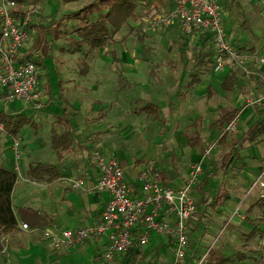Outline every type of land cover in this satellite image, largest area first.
Returning a JSON list of instances; mask_svg holds the SVG:
<instances>
[{"label": "crops", "instance_id": "crops-1", "mask_svg": "<svg viewBox=\"0 0 264 264\" xmlns=\"http://www.w3.org/2000/svg\"><path fill=\"white\" fill-rule=\"evenodd\" d=\"M204 34H207V37L209 36V34L204 30L197 29L193 32H189V34L185 37V41H188L187 38H196L198 36L199 38H202ZM231 34L236 41L234 34ZM206 38L204 37L201 39V42L206 43ZM208 41L210 42V39ZM210 43H212V41ZM249 43L250 44L246 43L247 50L254 49L253 51L264 54V51L260 50V48L256 46L257 44L252 41ZM242 44L244 43L241 42L240 45ZM25 47L26 46H22L21 52L26 51ZM237 67L239 68V71H237ZM231 69L237 72L241 85L236 86L229 91V93H232L230 104L224 103V98H219L217 100L218 104H210L208 106L209 108L207 106L204 107L200 101H198V103H194V106H192V101H190L189 96L185 95H183L181 100H176V103L179 104V106L177 107L174 114L179 112V115L183 116V112L188 106L186 112L187 114H191V121L183 127L179 124H175V126L166 124L164 129H161L162 131H167L170 133L167 140L161 144L162 147L168 150L167 156L164 155L161 159H159L133 155L131 156L132 158L128 163L129 165L125 167L122 160L118 157V153L122 149H112V147L109 145H106V149L104 150L99 149L106 155L117 157L124 166L127 177L132 180L135 179L138 171L148 161L155 162L163 174L166 172L165 175H169L170 180L168 183L174 187L182 186L183 182L187 179L189 167L192 162L202 160L203 171L199 181L192 189V193L197 201V211L195 215L189 220V245L182 264H264V252L260 245V238L258 241L254 239L246 241V238L243 235L244 232L249 231L254 226L252 219L262 214V208L259 205L252 207V205L260 198L261 187L256 186L253 189L255 190L256 188H259V191L254 194V197L249 202L246 204L242 202V208H240L242 216H239L236 213V210L241 203L242 194L240 193V190L236 188V185L239 182V177L237 174L238 171L240 172V170L238 169L239 167L234 165L235 158L240 156L241 150L245 148L244 146L246 144H254L264 139V134L258 141L245 142L241 146L237 147L238 153L233 157L226 169L218 168L217 165L219 158L213 159L212 157L213 153L217 149L222 150L223 148L219 142L210 156L203 157L202 155L205 144L208 141L221 136L222 129L218 126H214L212 123L219 117L223 109L230 106H240L241 116V112L244 107L248 106L246 103H244L246 102L247 97L249 95L256 94L264 83V63H257L253 60H248L243 64L228 62L226 67L221 71V75L230 71ZM215 73L216 72L213 70L207 71L206 73L202 74V79L199 83L190 85L188 81L187 84L189 88H193L194 90L196 89L199 93H206L208 97H212L219 92V88L215 83L219 80L212 76ZM221 81H219L220 88L224 91H227L221 87ZM210 84L215 89L213 94L211 90H208V86ZM238 89L240 91L239 95L236 92ZM179 91L180 90L177 88L174 91V96L180 94L181 92ZM139 98L144 101L147 100L145 96L138 95L136 98L137 102H139ZM147 101H152L158 104L159 113L154 115L159 116L162 113L161 102L153 98H150ZM55 102L56 103L51 108V110L44 112L43 110L37 111L39 106L32 103V101H26L25 99H17L13 102L5 104L6 106H4L5 110L11 111L13 113L18 111L34 113L37 121L39 122V127L37 130L33 127L34 134L32 133V136L29 134L26 137L22 134V131L18 135L21 139V148L23 153L22 158L18 161L19 164L15 159L14 152L13 156H9L6 150L5 153L2 152L6 147H2L3 143L0 142V164H9L10 166L15 167L19 172V176L13 191V201L16 195L18 197L21 195L23 203L30 202L31 204H36V206L20 205L18 209L21 207L30 206L36 209L40 214L47 213L49 215V219L48 222L42 226L30 224L32 226L31 230H25L19 225V230L14 235L7 234L9 237L10 253H0V264H58L62 261H65L67 264H79L84 261L88 262L89 257H91L93 261L102 259L105 260L103 252L108 241L105 234L90 236L70 248L55 249L51 244V240L42 233L44 227L48 226L54 228L55 231H58L59 228L63 227H74L82 224H92L99 221L109 197L107 191L90 190V187L96 182L100 174L99 167L95 163L94 154L92 156V151L97 149L98 144L97 141L90 140V134L92 131H99V127H96L95 123L93 122H86L85 111L84 115H81V112L76 111L75 113H79V115H76V118L74 119L72 113L74 110H72L70 106V109L68 106H66L70 111L69 118L73 124L75 143L69 149L63 152L62 158L58 157L56 149L52 146L51 131L52 127L58 124L56 123V113L63 109L65 101L64 99L61 101V109H58V102ZM167 104L171 105L172 103L170 104L168 101ZM78 106L80 107L81 105ZM104 106L105 105L102 101V98L99 97L97 98V104L93 107L101 109ZM175 107L176 106H174V108ZM248 107H252L249 109L248 113L245 114V119L248 118L247 120L250 121V124L248 125L249 127L255 121L264 118V112L255 106ZM46 113H50V118ZM100 114H103L101 121H108V114H105L104 112H101ZM103 118L105 119L103 120ZM196 120H200V134L203 137L204 146H192L190 144L189 130ZM243 121L244 118L241 116L238 131L235 132L236 134H241L245 130L243 129L242 131L241 129ZM77 122L80 124V137H77L76 135ZM43 124L46 125L43 126ZM107 124H109V122ZM159 130L160 129H158L156 132ZM3 136L5 137V140L10 138L12 148V135L6 132L5 129L0 128V141L3 140ZM145 139H147V137H143L142 135H139L135 138V143L138 144L135 147L131 146L134 149V153H146L147 145L145 143ZM252 153L253 155L251 158L253 160L251 164L256 167V170L254 172H248V177L246 176L247 180L242 176L243 181L248 183L249 181L251 182L255 180L260 172L264 170V156L261 155L259 158L258 155H254V151ZM39 160L58 163L59 168L62 171V175L59 178L53 180H37L30 177L28 173L29 166L31 163ZM243 164L244 165L242 166H245V164L249 165V161H245ZM211 171H216V174L209 178V181L207 184H205L203 189H200L199 184L203 182L206 174ZM224 174L229 175V185H225V179H222L223 181L221 180V182L211 183L214 176ZM70 176L84 177L85 186L82 188L72 187L67 180ZM166 179L167 176H165V180ZM21 181H26V183H24L22 187L18 188V185ZM210 185L213 187V189L209 187ZM221 190L225 191L222 202L219 201V198H215ZM198 199H200V202ZM13 204L14 208L18 210L15 207L14 202ZM21 221L27 220L25 217L19 216V222ZM153 235H157L158 237L155 241L153 240V242H151ZM153 235L147 244L150 243V250L154 251L153 257L155 258V256H159L158 247L164 244V240L161 234ZM164 236L168 238L169 245L173 250L172 257L167 261V264H169L170 260L174 258L175 243L168 235ZM146 245H134L136 250L141 251L140 255H142V257L149 253L147 252L149 248L146 247ZM14 249L18 250L14 251L15 255L14 257H11V251ZM214 249L216 252L214 253L213 260H211L209 251ZM240 250L247 252V256L241 259V261H239L237 254ZM22 251H24V254H22ZM127 254L128 251L118 254L116 259H119V261L124 264L123 260L126 258ZM139 261L142 262V259H134L135 264H140Z\"/></svg>", "mask_w": 264, "mask_h": 264}, {"label": "rangeland", "instance_id": "rangeland-1", "mask_svg": "<svg viewBox=\"0 0 264 264\" xmlns=\"http://www.w3.org/2000/svg\"><path fill=\"white\" fill-rule=\"evenodd\" d=\"M90 1L92 0L21 1L20 8L30 15L31 19L29 21L34 23L29 31V37L23 43V46H26L25 53L43 54L42 46L44 43L49 44L47 67H42L38 86L42 106H39L37 111L51 110L56 103L55 101L58 102V109H61L63 99L65 101L64 106H68L69 109L71 107L74 110L72 112L74 119L76 115H79V113H75L76 111L81 112V115H84L85 111L86 122H93L96 127H99V131L91 132L90 140L97 141L98 150L106 149V145L111 146L112 149H122L118 153V157L127 167L133 155L159 159L164 155L167 156L168 150L162 147L161 144L167 140L170 133L161 129H164L166 124L171 126L179 124L183 127L191 121V114L186 112L188 106L184 110L183 116H180L179 112L174 114L179 106L176 100H181L183 95L189 96L192 106L200 101L204 107H208L210 104H218L217 100L219 98H224V103L230 104L232 93L220 88L219 81H221L222 72L212 75L219 80L215 82L219 92L212 97H208L206 93H199L196 89L189 88L187 82L190 79V67L194 64L191 46L200 42L201 38L199 36L187 38L188 41L184 42L189 45L180 46L179 42L176 41V38L180 39V37L175 26L164 27L158 25L152 27V20L156 15L169 11V6L166 7L158 0H138L139 14L137 18L124 24L122 29L116 33L105 47L91 49L88 52L89 55H87L88 46L85 44L78 46L75 42V39L78 38L75 32L78 24L76 19L68 18L67 15ZM241 1L243 9L238 11L234 3L228 6L227 0H221L225 24L230 32L234 34L238 43L250 44L249 42L252 41L257 44L256 46L260 50L264 51V0ZM15 7L19 8L17 0ZM245 18L249 19L250 28H246L242 24V20ZM140 36H143L152 48L150 56L153 64H159L156 75L150 73L148 62L142 59ZM206 37L207 34H205ZM209 39L211 42V38L208 36L206 38L207 43H210ZM188 46L190 47L186 57L181 59L182 48H188ZM21 51L20 49V53H24ZM84 60H87L90 64V69L86 74L80 71ZM237 71H239V68ZM177 88L181 93L174 96V91ZM236 92L239 95V89ZM138 95L145 96L147 100L153 98L161 102L162 113L159 116L139 113L137 105L141 102L136 100ZM99 97L102 98L105 105L101 109L93 107L97 104V98ZM168 101L172 104L168 105ZM32 103L35 104V101H32ZM174 106L176 107L174 108ZM250 108L252 107H244L241 112V116L244 118L241 126L242 131L250 124L248 118L245 119V114L248 113ZM102 111L108 114V121H101L103 114L100 113ZM46 114L50 118V113ZM108 122L109 124H107ZM45 125L43 124V126ZM158 129L160 130L156 132ZM32 133L34 134L32 126L26 125L23 127L22 134L24 136L27 137L29 134L32 136ZM76 135L77 137L81 136L78 122L76 124ZM139 135L147 137L145 139L147 145L145 154H136L132 148L138 144L135 143V138ZM2 138L3 140L0 141L3 143L2 147H6L2 152L5 153L6 150L9 156H13L14 150L12 149L13 146L11 148L10 138L8 140H5L4 136ZM244 147L240 156L235 158L234 165L239 167L240 170L237 174L239 182L236 188L242 194L241 202L246 204L259 191V188L251 189L254 180L248 183L243 181L242 176L246 179L248 172L256 170V167L251 164L253 160L251 158L252 152L254 151V155H258L259 158L261 155L264 156V139L254 144H246ZM95 151L96 149L92 151V156ZM219 152L220 149H217L213 153V159L218 158ZM22 156L23 153L18 161ZM245 161H249V165L242 166ZM228 176L225 174L214 176L211 183L221 182L222 179H225V185H229ZM24 183L26 181H21L18 188L22 187ZM209 187L213 189L211 185ZM200 199H198L199 202ZM13 202L17 209L20 205L36 206V204L30 202L23 203L21 195L19 197L16 195ZM157 237V235H153L151 242L155 241ZM162 237L164 244L158 247L159 256L153 257L154 251L150 250L151 245L149 243L146 245L149 248L147 250L149 253L141 257L142 262L139 261L140 264H167V261L173 255V250L169 245L168 238L164 235ZM17 250L11 251V257H14V251ZM22 254H24V251H22ZM116 258L112 261L106 259L93 261L89 257L88 262L84 261L79 264H123ZM58 264L67 263L62 261Z\"/></svg>", "mask_w": 264, "mask_h": 264}, {"label": "built area", "instance_id": "built-area-1", "mask_svg": "<svg viewBox=\"0 0 264 264\" xmlns=\"http://www.w3.org/2000/svg\"><path fill=\"white\" fill-rule=\"evenodd\" d=\"M221 0H173L167 13L158 14L152 20V27L163 25L170 27L179 25L185 31L193 32L202 29L211 36L214 47L213 71L221 72L228 62L243 64L248 60L264 63V54L257 51H241L240 43L236 42L229 32L222 13ZM16 0H2L0 15L3 17L0 38V108L17 99L40 101L39 74L36 63L24 53H18L29 37L27 23L29 14H14ZM20 54V55H19ZM246 105L258 107L264 112V83L254 95H249ZM240 113L233 117L222 129L224 132L235 133L240 124ZM0 128L4 123L0 121ZM219 137L208 141L203 150V157L210 156L218 145ZM12 146L16 160L22 155L21 140L12 136ZM95 163L100 174L90 187L93 191H107L109 194L105 209L99 221L74 227H44L42 233L51 240L55 249L75 246L90 236H107V245L103 252L107 261H112L118 254L126 252L131 246L146 245L153 234L168 235L175 243L174 258L169 264H182L189 245V220L197 211L196 199L192 189L199 181L203 171L202 160L192 162L187 179L182 186L174 187L165 183L161 170L153 161H148L137 173L135 179H129L120 160L115 156L106 155L96 149ZM68 182L74 188L85 186V178L69 177ZM261 187L260 197L264 198V170L254 180L251 189ZM242 202L236 210L242 216ZM19 225L31 230L28 221ZM2 253L9 254V237L2 235ZM264 252V232L260 238Z\"/></svg>", "mask_w": 264, "mask_h": 264}, {"label": "trees", "instance_id": "trees-1", "mask_svg": "<svg viewBox=\"0 0 264 264\" xmlns=\"http://www.w3.org/2000/svg\"><path fill=\"white\" fill-rule=\"evenodd\" d=\"M22 0H17L19 8L15 7L14 10L15 16L26 15L25 10L20 8ZM162 2L166 7L171 8L173 0H158ZM228 6L236 5L238 11H242V1L241 0H227ZM221 2V1H220ZM138 0H92L79 9L70 12L67 17L76 19L77 26L75 32L77 33V39L75 42L78 46L83 44L88 46L87 55L91 49L105 47L116 35L118 31L122 29L124 24H126L131 19H136L138 16ZM2 24L3 17L0 15V38L2 34ZM242 24L246 28H250L249 19L245 18L242 20ZM34 26V23L28 22L26 27L28 33L30 29ZM175 28L178 29V35L180 39L176 38V41L179 42L180 46L189 45L185 43L186 35L189 34L188 31H185L175 25ZM54 34V33H53ZM205 37V34L201 39ZM211 38V36H209ZM142 42V59L148 62L149 71L152 75H156L157 66L159 64H153L151 60V46L145 41L143 36H140L139 39ZM212 41V38H211ZM190 46L188 48H182L181 59L186 57ZM194 64L190 67V85H195L199 83L202 79V74L207 71H211L214 65V56H215V47L212 43H202L201 41L197 44L191 46ZM253 48V47H251ZM21 48L18 49V53ZM49 44L44 43L42 46L43 54L41 53H25L26 57L33 60L38 69L39 78L41 77L42 67H47V57L49 56ZM241 51L247 50L246 44H242ZM254 50V49H253ZM251 50V51H253ZM90 69V64L87 60H84L81 72L87 73ZM240 80L236 71L231 69L230 71L223 73L221 87L227 91L232 90L236 86H240ZM208 90H211L212 94L215 92L214 87L210 84ZM137 111L145 112L149 115L158 114L159 106L158 104L142 100L139 98ZM241 111L240 106H230L223 109L219 117L212 123L214 126H218L221 129L236 115ZM103 112V111H102ZM70 111L66 106L63 107L61 111L56 113V123L52 127L51 131V141L52 146L56 149L58 157L62 158L63 152L69 149L75 143V136L73 132V124L69 118ZM0 121L4 123V129L10 135H19L24 126L30 125L36 130L39 127V122L36 119L34 113H27L25 111L11 112L7 111L4 108H0ZM201 124L200 120H196L192 124L191 129L189 130V140L192 146L202 145L204 146V140L200 134ZM264 134V118L255 121L252 125L247 127L241 134L228 133L224 132L219 137V144L222 145V150H220L218 155V168L226 169L233 157L238 153L237 147L241 146L245 142H253L261 139V136ZM28 173L30 177L37 180H53L59 178L62 175V171L59 168L58 163L51 161H36L31 163L29 166ZM166 173V172H165ZM161 172L162 180L165 183H168L170 180L169 175H165ZM216 174V171L208 172L203 180L199 184V188L203 189L205 184L209 181V178ZM19 172L15 167L10 166L6 163L0 164V253H2L3 242L2 235H14L19 230V216L25 217V219L30 222L32 225H45L48 222L49 215L47 213L40 214L36 209L28 206L21 207L16 210L13 204V191L16 185ZM165 176L167 179L165 180ZM223 195L225 191L221 190L215 198H219V201H223ZM197 202V201H196ZM259 205L262 208V214L256 216L253 220L254 226L249 230L243 233L246 241L248 240H257L261 238L264 232V198L260 197L257 202H255L252 207ZM126 258H124V264H135L134 259H142L140 250H136L135 246H131L128 250ZM216 250H210L209 254L211 255V260H213L214 253ZM246 251L240 250L238 254L239 261L245 258ZM264 255V253H263ZM264 258V257H263ZM228 259V258H226ZM139 264V263H137Z\"/></svg>", "mask_w": 264, "mask_h": 264}]
</instances>
